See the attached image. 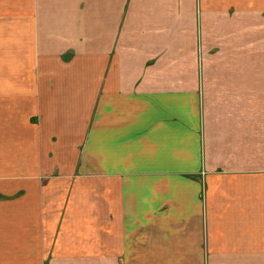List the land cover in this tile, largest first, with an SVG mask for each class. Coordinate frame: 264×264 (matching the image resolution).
I'll return each instance as SVG.
<instances>
[{"label": "crops", "instance_id": "crops-1", "mask_svg": "<svg viewBox=\"0 0 264 264\" xmlns=\"http://www.w3.org/2000/svg\"><path fill=\"white\" fill-rule=\"evenodd\" d=\"M260 15L0 0V264H264Z\"/></svg>", "mask_w": 264, "mask_h": 264}, {"label": "rangeland", "instance_id": "rangeland-1", "mask_svg": "<svg viewBox=\"0 0 264 264\" xmlns=\"http://www.w3.org/2000/svg\"><path fill=\"white\" fill-rule=\"evenodd\" d=\"M259 20H264V15L259 16ZM260 24H263L260 21ZM234 31H229L228 39L233 38ZM241 32H236V42L238 46H242L244 56L257 55L259 58V70H264V30L244 31L242 38ZM237 46V50L239 47ZM215 52V51H214Z\"/></svg>", "mask_w": 264, "mask_h": 264}]
</instances>
